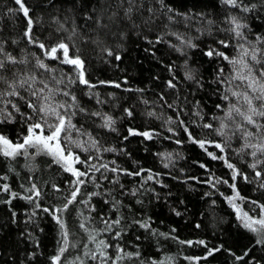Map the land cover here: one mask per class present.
I'll return each instance as SVG.
<instances>
[{"label": "trees", "instance_id": "trees-1", "mask_svg": "<svg viewBox=\"0 0 264 264\" xmlns=\"http://www.w3.org/2000/svg\"><path fill=\"white\" fill-rule=\"evenodd\" d=\"M23 3L29 9L28 17L15 0H0V42L6 52L18 61H25L7 65L0 74L8 83L29 75H35L36 82L31 88L17 85L23 99L4 97V100H11L22 113L38 120L40 117L27 108L26 101L37 102L30 93L41 87L40 80L48 82L54 90L70 91L84 109L82 112L75 107L69 110L76 113L72 122L86 133L74 132L73 138L88 142L86 146L90 145V137L99 141V151L90 148L89 152H83L73 146V152L81 159L100 154V158L89 164L97 167L108 164L111 169L115 161V165L125 170L114 173L101 168L97 172L89 167L96 183L87 182L81 192L99 195L79 196L78 200L88 203H75L66 212L55 213L62 217L70 233L69 244L76 245L69 246L60 264H80L81 260L83 264H102L100 259L92 260L84 255L96 251L99 240L112 245L106 250L112 258L107 264H113L117 247L139 255L117 260L116 264H193L194 259L199 264H264V243H256L257 235L240 224L226 199L231 185H235L242 208L248 213L254 214L259 205H264L261 186L264 171L261 177L255 176L256 171L264 169V155L257 153L253 157L251 152L255 149L252 148L241 151L247 141L236 126L243 121L235 113L231 119L226 115L231 104L241 106L228 91L229 88L243 90L236 87L240 81L227 82L234 76V68L240 67L230 63L239 57L240 45L258 49L261 64L245 59L257 70L264 66V0H241L235 8L223 0H165L174 10L172 13H162L157 0H134L130 18L125 15L130 6L127 0L123 3L121 0H23ZM243 6L250 10L243 11ZM150 8L154 11L149 12ZM169 15L174 16L173 22L168 20ZM233 16L247 25L240 29L242 37L231 31ZM29 18L33 21L32 36L36 44L25 36ZM61 41L68 43L84 60L86 79L94 87L70 82L75 80L77 70L48 59L37 46L44 43L50 48ZM187 41L195 47L187 46ZM210 48L224 52L229 60L215 55L208 57L205 53ZM116 55L120 56L119 60ZM37 58L54 71L36 68ZM188 75L193 78L188 79ZM53 76L64 82L56 84ZM170 80L175 88L168 87ZM8 83L0 81V91H10ZM44 94L48 95L47 89ZM225 95L228 100L224 99ZM55 102L72 103L70 97L58 93L54 95ZM0 107L5 104L0 103ZM7 110L13 112L15 121L0 124V132L14 143L21 142L27 134V124L11 105ZM107 117L114 121L115 131L104 126ZM257 120L264 124V119ZM221 123L227 125L224 136L216 131ZM206 124L212 128L204 127ZM244 128L256 131L251 125ZM129 129L149 132L152 138L130 135ZM193 138L206 141L205 148L193 143ZM254 138V143L261 142L259 133ZM213 141L226 142L225 151L221 153L211 145ZM104 148L114 151L106 152ZM31 153L27 158L14 159L0 154V186L8 185L10 192L21 197L32 195L34 200L13 199L10 192L0 191V264H52V257L59 253L61 246V229L52 212L43 209L61 207L65 198H70L74 176L53 163L52 157ZM208 153L224 159L214 160ZM257 158L261 162L253 169L250 165ZM227 163L243 175L233 180V169ZM85 167L77 164L82 170ZM137 171L138 176L126 174ZM32 184L41 192L39 198L34 192L26 191ZM57 188L60 190L56 191ZM9 200L11 203L6 202ZM100 216L120 219V224L115 226L123 229L118 239H113L115 229L99 231L105 228ZM144 222L150 228L140 227ZM80 223H85L96 235L95 242L80 229ZM200 240L208 248L222 246L221 251L207 259H198L207 251L197 243Z\"/></svg>", "mask_w": 264, "mask_h": 264}, {"label": "snow or ice", "instance_id": "snow-or-ice-1", "mask_svg": "<svg viewBox=\"0 0 264 264\" xmlns=\"http://www.w3.org/2000/svg\"><path fill=\"white\" fill-rule=\"evenodd\" d=\"M123 3V0H121ZM128 4L130 5L125 10V15L129 16L132 12L131 5L134 3V0H127ZM223 2L226 5H229L233 8L238 7L241 0H223ZM15 3L20 6V9L23 11V14L25 17L29 16V9L24 5L23 0H15ZM157 3L160 5V11L162 13H172L174 10L169 7L165 0H157ZM254 8L255 5H252ZM242 10L247 12L250 9L247 6H243ZM154 11L153 9H149V12ZM177 15H180L177 13ZM185 18L187 19V14H184ZM168 20L170 22L174 21V16L169 15ZM28 28L25 31V36L28 38L30 43L36 44V40L32 36V24L33 21L31 18L28 19ZM212 23L211 21L209 22ZM230 23L234 25V27L231 29L233 33H235L236 36L242 37L243 33L240 31L242 28H246V24H241L239 20L233 16L230 19ZM73 32H75V29H73ZM70 39V37H69ZM260 37H257V40H260ZM159 42V41H157ZM151 43V41H150ZM187 46L195 47V45L191 44L190 41H187ZM222 45L227 47L228 45L225 43V41H220ZM41 50H44V55L52 60V61H59L61 64L64 65H70L73 68L77 70L75 80H72L70 82L88 86V87H94V85H90L88 79H86L85 74V62L78 54H75L72 49L70 48L68 43H65L63 41L59 42L55 46H52L48 48L44 43H39L37 45ZM241 52L238 58H233L230 60V63L233 65H240L238 69L234 68V71L236 72V75L231 77L230 81H227L231 83V81L238 80L240 81V84H238L237 88H242L241 91L233 90L232 88H229L228 91L231 93L233 97L237 98L238 103H240L241 106H237V104H231L228 108V111L226 115L228 118H232L233 113H235L237 116L241 117L243 124H238L237 131L243 132V137L247 141L241 151H243V148H252L255 149V151L251 152V155L253 157H257V153H260L261 155H264V124L259 123L257 118L264 119V66H262L259 70L255 69L252 64L248 62L249 58L252 62L255 64H261L262 61L260 58H258V49H256L254 46L251 48H245L244 45H240ZM108 55H112L111 51H108ZM205 55L208 57H213L214 55L217 57H221L225 60H229V57L225 55L224 52L217 51L216 49H209ZM117 60L120 59L119 55H116L115 57ZM22 64L25 63L24 60H17L15 56H13L11 53L6 52L3 48V42H0V73H2L4 70H6L7 65H16V64ZM35 67L43 70L44 72H53L54 70L46 64L42 59L37 58ZM220 73L223 72V69L219 70ZM188 79H192L193 77L191 75L187 76ZM52 80L56 84H62L64 81L63 79L56 80V78L53 76ZM0 81H4L5 83H8L5 77L0 74ZM36 82V76L35 75H29L23 80L19 81H13L12 83H8V89L10 91H0V103L5 104V107L0 108V124L5 123H12L15 121V116L13 115L12 111L7 110V106L11 105V108L16 112L19 113L21 120L27 124L26 132L27 134L23 136L22 142L14 143L12 140H10L6 135H4L2 132H0V154L4 155L5 157L10 158H16L18 156H24L27 158L29 156V149L34 150L31 155L32 156H38V155H48L52 157V162L55 164H59L63 167L64 171L70 172L75 179L71 182L72 183V190L70 192V198H65V203L58 208L54 209H48L45 208L43 211L45 212H52L54 219L56 220L57 224L59 225L61 229V240L59 243L61 244L59 248V253L56 256L52 257V264H60L61 256L68 251L69 246L75 247V244L70 245L69 244V231L66 228L65 222L60 216H56L55 213L57 212H66L69 209L70 205H73L75 203H83L87 204L88 201L84 199L78 200L77 198L82 195H99V193H82L81 188L82 186L86 185L87 182L91 181L93 183H96V180L94 177H92L88 171V168L90 167L93 171H100L101 168H103L105 171L110 170L112 172H118V171H125L123 169H120L118 165H115V161H112V164L114 165L111 169H109L108 164H101L99 167H97L95 164H89V161L93 159H98V157L93 156H86L84 159H81L80 156L73 152L72 147L75 146L76 148L80 149L83 152H89L90 148H97L99 151L98 145L99 141H97L95 138L90 137V145L86 146L88 142H81L77 139L73 138V133H79L81 135H84L86 133H83L80 128H77V126L72 122V117L76 114L73 111H69L71 108L75 107L78 111H84L83 108H81L78 103L76 102V96L73 95L70 91L67 90H61V89H52L49 87V83L40 80L39 83L41 87L38 89L32 90L30 95L31 97L36 98L37 102H33L31 100L26 101L27 108L32 110V113L39 116L40 119L33 120V115L31 114H25L20 111V108L12 103L11 100H4V97H20L19 91H17V85L19 88H24L26 85L31 88V84ZM225 82V81H221ZM105 83V82H101ZM116 87H119L117 84ZM168 87L175 88L176 85L170 80L168 81ZM48 90V95H45V90ZM58 93L60 95H63L65 97H70L72 103L67 102H55L54 95ZM23 99V97H20ZM228 95L224 96L225 100H228ZM171 107V105H169ZM217 108H220V105H217ZM93 115H96V113H93ZM128 115H132V113L129 111ZM48 117H52L53 120L50 122ZM29 121H32L29 123ZM183 123V121H181ZM114 124V121L111 117H107L105 119V127L111 128L113 131H115L114 128H112V125ZM244 125H251L256 131H247L244 128ZM204 127L212 128L211 124H206ZM227 125L224 123H221V126L216 131L219 135L224 136L225 133L223 131L224 128H226ZM187 131V129H185ZM257 133L260 134V143H251L250 138L255 136ZM130 135H143L144 137L151 139V133L149 132H143L138 133L134 132L132 129H129ZM190 138L191 134L189 133ZM127 139V137H125ZM230 139V137L228 138ZM193 143H198L201 148H205V144L207 143L204 140H195L193 138ZM227 146V143H216L215 147L220 150L221 153L225 151V147ZM103 151H114V149L110 148H104ZM209 156L212 157V159H224L223 156H216L213 153H208ZM261 161L259 158H257V162L250 165L253 169L257 167V164ZM79 164L82 166H86L85 170H80V168L75 167L74 165ZM201 167H204V165H201ZM227 167L230 169H233V176L232 179L235 180L237 176L243 175L240 173L237 169H235V166L231 163H227ZM262 169L261 171H256L255 176L261 177L262 175ZM127 175L132 176H138L140 175V172H126ZM106 178V177H105ZM245 180H248L247 176L243 177ZM149 180L152 179V176L148 177ZM118 183V180L115 181ZM226 183V181H225ZM264 187V184L261 185ZM23 187V185H22ZM123 187V185H121ZM234 188L235 185H232ZM56 191H59L60 189H55ZM0 191L3 192H10V188L8 185L0 186ZM27 192L32 193L34 192V195L36 198H39L41 196V192L37 190L36 185L32 184V186L29 189H26ZM135 194V193H133ZM10 195L13 199H26L29 202H34L32 195H27L24 197H21L16 192H10ZM239 196V193H237V197ZM232 200L233 198H229ZM7 203H11V201H6ZM255 203V202H253ZM116 205L119 204V201L115 202ZM262 212H264V205H260ZM180 213L177 212V215ZM15 215V213H13ZM240 219L243 221V227L246 229H249L250 231L254 233H258L260 235V239L256 241L257 244L264 243V216H261V218L253 219L250 217L247 213H244ZM101 222L105 225V228L99 231H110L115 229V226L120 224V219H107L103 216H100ZM135 222V221H134ZM138 223V222H136ZM80 229H82L86 234H88V237L92 241H96V235L92 234L90 232L89 228L86 226L85 223H80L79 225ZM140 227L143 228H150V225L147 222L141 223ZM96 231V230H93ZM121 231L123 229H115L113 239H118L120 237ZM160 235H164L161 233ZM181 243H187L191 245L192 241H181ZM197 243L202 244L206 248V255L202 258L198 259H207L210 256H213L214 253L221 251V247H213L208 248L205 241L200 240L197 241ZM112 247L111 244L107 243L105 240H99L97 243V250L93 252H86L84 255L89 256L92 260L100 259L102 261V264H107V262L112 259L110 256L107 255L106 250L108 248ZM117 257L115 260H113V264H116L117 260L124 259L126 257H131L132 255L138 256L139 253H127L124 251L123 248L117 247ZM248 253L246 252L245 255ZM80 257H77V260H79ZM188 259H192L189 257ZM237 259H242V257H237ZM80 264H83V261H80Z\"/></svg>", "mask_w": 264, "mask_h": 264}, {"label": "rangeland", "instance_id": "rangeland-1", "mask_svg": "<svg viewBox=\"0 0 264 264\" xmlns=\"http://www.w3.org/2000/svg\"><path fill=\"white\" fill-rule=\"evenodd\" d=\"M234 72V75H235V71H233ZM1 108V107H0ZM48 119L50 120V122L53 120L52 119V117H48ZM52 119V120H51ZM254 141H255V138H254V136L252 137V138H250V142L251 143H254ZM22 142V141H21ZM217 143V141H213V142H211L210 144L211 145H214L215 146V144ZM28 151H34V150H32V149H29ZM95 157H98V158H100L101 157V155L100 154H96L95 155ZM75 167H77V164L76 165H74ZM80 170H82V169H80ZM83 171V170H82ZM74 179H75V177H74ZM237 190L235 189V187L233 188L232 187V185H231V193H230V195H228L227 197H226V199H227V201H228V203L231 205V207L233 208V210L235 211V214H236V216H237V218H238V220H239V222H240V224L241 225H243V221L240 219V217L244 214V213H247L250 217H252L253 219H258V218H261V216H264V212H262V209H261V207H260V205L257 207V212L256 213H254V214H250V213H248L246 210H244L243 208H242V199H241V197H240V195L237 197ZM229 198H233L232 200H230ZM249 230V229H248ZM256 235H257V237H258V239H260L261 237H260V235L258 234V233H255ZM199 261L197 260V259H194L193 260V264H199L198 263Z\"/></svg>", "mask_w": 264, "mask_h": 264}]
</instances>
